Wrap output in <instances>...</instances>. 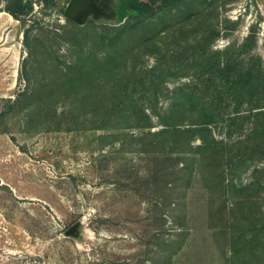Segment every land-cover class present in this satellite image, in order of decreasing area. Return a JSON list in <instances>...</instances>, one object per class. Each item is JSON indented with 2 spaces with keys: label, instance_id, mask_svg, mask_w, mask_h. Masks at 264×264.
Masks as SVG:
<instances>
[{
  "label": "rangeland",
  "instance_id": "obj_1",
  "mask_svg": "<svg viewBox=\"0 0 264 264\" xmlns=\"http://www.w3.org/2000/svg\"><path fill=\"white\" fill-rule=\"evenodd\" d=\"M27 1L0 16V264H264L230 247L239 198L264 214V0ZM202 102L210 132L151 135Z\"/></svg>",
  "mask_w": 264,
  "mask_h": 264
},
{
  "label": "trees",
  "instance_id": "obj_2",
  "mask_svg": "<svg viewBox=\"0 0 264 264\" xmlns=\"http://www.w3.org/2000/svg\"><path fill=\"white\" fill-rule=\"evenodd\" d=\"M179 1L181 0H119L117 8L123 15L135 14L138 16H144L146 14H154L158 11H163L169 7L175 6L179 3ZM27 4V0H9L3 10L16 19H20L24 14ZM113 14L114 11L111 10L104 15L110 17ZM235 82H237V80ZM258 102L254 105V108L261 107V102ZM200 113L202 120L197 125L201 127L182 129L180 125L169 126L168 124H165L166 128L163 131L159 133H152L151 135H164L170 133L171 136H180L181 134L187 136L191 133V131L195 132L199 130H207L210 132L209 126L211 123H214V120L219 116V113L207 102H202ZM194 124L196 125V123ZM168 126L170 127L169 129H167ZM173 152L174 151H171V154ZM215 163L216 165L210 172V175L214 177L212 180H214V182L218 185L219 189L223 190L226 185L223 183V176L221 175L222 173L220 168L221 165L218 163V160H216ZM255 185L256 183L252 181L247 186H244V189H253ZM251 197L253 196L239 198L236 202L241 206V209L236 214V217L233 218L232 215V219L234 220L233 222L235 223L234 226H239V224H241L243 228L238 227L240 232L231 230L232 235L230 239V247L233 256L235 257H239L240 253L243 251H251V247L264 254V214L260 210V203L258 202L259 198L258 200H254L251 199Z\"/></svg>",
  "mask_w": 264,
  "mask_h": 264
},
{
  "label": "water",
  "instance_id": "obj_3",
  "mask_svg": "<svg viewBox=\"0 0 264 264\" xmlns=\"http://www.w3.org/2000/svg\"><path fill=\"white\" fill-rule=\"evenodd\" d=\"M91 0H70L65 9L64 15L67 18L77 19L78 21L84 20L87 15L94 14L100 18L111 19L110 17L102 14L101 8L94 7L90 4Z\"/></svg>",
  "mask_w": 264,
  "mask_h": 264
},
{
  "label": "crops",
  "instance_id": "obj_4",
  "mask_svg": "<svg viewBox=\"0 0 264 264\" xmlns=\"http://www.w3.org/2000/svg\"><path fill=\"white\" fill-rule=\"evenodd\" d=\"M4 14H7V13L6 12H0V16H2ZM7 15H8V17H9L10 20L13 19V17L10 14H7Z\"/></svg>",
  "mask_w": 264,
  "mask_h": 264
},
{
  "label": "flooded vegetation",
  "instance_id": "obj_5",
  "mask_svg": "<svg viewBox=\"0 0 264 264\" xmlns=\"http://www.w3.org/2000/svg\"><path fill=\"white\" fill-rule=\"evenodd\" d=\"M90 4L92 5V6H94V5H96V2H95V0H91V2H90ZM98 4V3H97ZM103 7V6H102Z\"/></svg>",
  "mask_w": 264,
  "mask_h": 264
}]
</instances>
